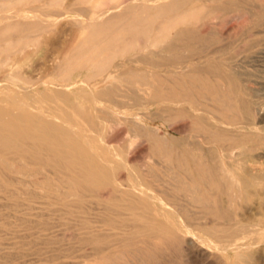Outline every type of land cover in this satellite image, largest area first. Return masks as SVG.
Segmentation results:
<instances>
[{
	"label": "bare ground",
	"instance_id": "6f19581e",
	"mask_svg": "<svg viewBox=\"0 0 264 264\" xmlns=\"http://www.w3.org/2000/svg\"><path fill=\"white\" fill-rule=\"evenodd\" d=\"M263 1L0 0V11L12 5L17 7L21 2L32 3L29 11L25 9L23 14L12 11L0 13V21L5 20L0 22V74H4L0 77V190L10 196L29 193L26 188L32 184L38 188L41 197L51 199L48 202L50 206H62L64 213L69 215L65 222L68 234L62 237L59 252L47 257L48 264H121L118 261L125 259L128 252L139 259L138 264H149L150 259L152 263V258L161 257L157 256L159 250L154 245L161 242L167 243L166 249L188 242L185 243L188 245L186 252L202 256L209 254L213 257V250H218L219 254L225 252L231 264H234L235 257H240L242 264H250L251 259L256 261L257 258L264 261V230L258 227L257 222H250L254 210L262 212L261 221H264V150L257 157L258 165L242 163L236 170L226 167L224 159L214 150L198 155L177 150L175 146V149L169 148L173 143H166L158 126L148 122V119L166 120L164 114L173 116L171 111L185 116L188 107L180 109L165 103L161 106L160 103L171 100L175 105L193 101L195 91V96L199 93L204 96L206 104L203 107L211 113L212 123L201 124L202 121L193 118L196 116L189 117L191 109L186 116L200 122L195 128L207 133L204 140L223 147H243L252 144L245 136L246 131L244 134L239 132L241 130L234 133L236 130L232 132L229 128L241 123L245 126L246 122V125L255 126L253 104L244 98L243 101L240 97L238 99V93L236 95L230 90L234 85L227 87L231 83H226L227 89L221 87L222 76L215 82L201 75L200 78L196 75L187 79H170L162 78L158 73L142 74L136 78L126 74L133 67L163 69L166 66L167 70L178 59L171 56L174 59L171 60L163 52L183 50V58L185 51H196L201 44L195 46V43H202L209 35L208 30L199 31L196 26L192 29L187 25L208 26L213 19L227 13L238 22L245 11L261 8ZM58 6L66 10H58ZM46 15L57 17L46 22ZM64 17L67 24L62 22L58 26ZM179 34L182 37H178ZM216 35L219 36L218 33ZM35 55L40 56L35 59ZM197 62L193 64L196 67L200 65ZM25 63L28 64L26 70L23 68ZM32 71L36 74H31ZM84 72L86 77H83ZM6 76L13 82H9ZM104 83L106 86L101 87ZM125 83L138 87L135 96L125 95L133 99L131 108L135 110L119 112L120 117L115 120L110 115L112 112L109 114L104 109L105 103L101 104L103 108L94 110V113H101L94 119L92 111L77 101H70L72 92L83 97L81 99H112ZM148 101L160 106L152 109L147 105ZM9 103H12L10 107L13 105L11 108L6 107ZM107 115L113 119L112 123L115 121L113 125L116 123V129L113 128L109 134L104 133L109 128L108 125L106 127ZM76 119L85 122L86 127ZM243 119L246 121L244 124ZM258 124L255 131L248 129L261 140L264 139V124ZM121 126H126L124 131ZM88 131H94L96 135L91 137ZM139 138H145L149 145L148 160L143 164L140 163L143 154H129L128 150ZM254 138L257 145L264 148V141ZM6 153H13L15 157L7 158ZM28 163H41L42 166H27ZM6 170L17 174L14 176L19 178L17 187L14 186L17 183L9 179L10 183L2 180H6V176L11 178L4 173ZM38 173L42 175L36 176ZM27 177L37 179L28 182L24 180ZM19 183L24 187H19ZM102 188H108L106 198L102 197ZM222 194H226V198ZM94 198H97L96 202ZM88 200L95 204L92 214L87 213V205L84 208ZM11 208L18 209L17 205ZM239 208L243 211L240 210L242 216L238 214L240 220L235 213L231 214L234 211L228 213ZM189 210H194L195 216ZM188 211L194 217L190 216L192 220L187 217ZM227 220H232V223L242 220L239 223L243 226L229 232L232 223ZM227 224H230V229ZM243 234L245 237H241ZM188 235L190 239L186 237ZM207 259L203 260L206 262Z\"/></svg>",
	"mask_w": 264,
	"mask_h": 264
},
{
	"label": "rangeland",
	"instance_id": "374dc122",
	"mask_svg": "<svg viewBox=\"0 0 264 264\" xmlns=\"http://www.w3.org/2000/svg\"><path fill=\"white\" fill-rule=\"evenodd\" d=\"M31 4H32L31 2H29V3L28 2L27 3L21 2L17 5V7H16V5L15 6L12 5L13 7L10 6L9 8L0 11V13H6L7 11H12L15 14H21V13L23 14L25 12V9L27 11H29V9H30L29 7L31 6ZM262 4H263L262 6L264 7V1ZM262 6H261V8H262ZM21 7L23 8L22 10H21ZM60 7H62V6H60ZM60 7L58 6L57 9L61 10V11L66 10V9H64V7L63 8H60ZM18 8H19V11H18ZM261 8L260 7H258V8L254 7V8H251V10L249 9V11H245L243 13V16H242L243 19L241 18L239 21L237 20L238 22H236V19L231 18V16L229 17L230 13H227V15L222 13L225 16L222 15L223 17H221V18H225V19H221V18H215V20L213 19V22H211V23L209 22V25H211L210 28H209V25L208 26L207 25L204 26V25H200V24L187 25L188 27H190L192 29H194V27L196 26L195 29L197 28L199 31L208 30L209 32H207V34H209V35L211 33H213L212 35H214V36L211 35V38L209 35L206 34L207 38L203 39L204 41L202 40L201 41L202 43H197V42L195 43V46L197 44H198L197 46H200V44H201V46L206 45L207 47L203 46V51H201L202 50L201 46L197 47L200 49H197L195 47L196 51L199 53H197L195 51V49L192 50L193 54L190 53L191 51L190 52L185 51L183 58H182L183 50L182 51L180 50L181 52L179 51L177 53L163 52L164 56L167 55L168 58H171V56H172V58L178 59V62H175L174 65L170 64L171 66L168 65L171 68L167 66L168 67L167 70H166V66H164L165 68H163V69H151L148 67L146 69L145 68H141V69L138 68L137 69V67H136V69H134L135 67H133L130 70V72H126V74L131 76V77L136 78L138 75H142V74L143 75L149 74V76H150L152 73H158L159 76H162V78L168 77L170 79H171V77L172 78L183 77L184 79H187L190 76H196V75H198V77L200 78V75H201L203 78H206V76H207V79H209V80L212 78L211 81L213 79H214L213 81H215V79L220 81V79L218 77L222 76L221 77L222 83H224L225 80L228 81V78H229L228 76L230 75L231 76L229 78L230 82L228 81V82H225L224 84L221 83L222 86L221 85L220 86L223 87L224 89H227V87H229V86L233 87L232 85H234V87L236 86L237 88L236 87L235 88L230 87L231 89L230 88L229 89L232 90L233 92H235L236 95L238 93V99L241 98V100H242V98H244V100L246 99L245 101L251 102L253 104V106L255 108V116H256L255 120H254L255 124H256L255 126H257L258 123L259 124L261 123V125L258 124V126H262V124H264V120H262V119H264L263 118L264 117V20H263L264 19V13H263L264 8H262V9ZM14 10L17 12H14ZM261 11H263V12H261ZM259 14H260V16L256 17ZM53 17H57V16L50 15L48 17V15H46V16H44V20L46 22L48 20L51 21ZM65 20H66L65 17L60 19V22H58L57 25L59 24L58 26H60L62 24H67L68 20H66V22H65ZM217 20H219L220 22ZM261 20H263V21H261ZM1 21H5V20L1 19ZM214 21L216 23H214ZM253 21H254V23H253ZM258 24H259V26H258ZM191 26H193V27H191ZM199 26L200 27L202 26L201 27L202 29ZM238 26H240L239 29H238ZM183 27H186V25L182 26L180 29H182ZM48 28H50V27L48 26ZM261 29H263V30H261ZM241 31H243V32H241ZM216 33H218L219 36H217ZM177 36L182 37V34H179ZM205 40H206V42H205ZM203 42H205V43H203ZM222 44H223V46H222ZM206 48L208 49V51ZM204 51H206V52H204ZM186 53H188L187 54L188 56H186ZM38 56H40V55H35L34 58L37 59ZM18 58H19V56H18ZM172 58H171V60H174ZM181 58L184 59L185 62H183V60ZM117 59L119 60L120 57L116 58V62L118 61ZM188 60H190L191 62ZM181 61L183 62V64ZM208 61H209V64H208ZM193 62H195V63H193ZM196 62H197V65H198V63L200 64L199 65L200 67L199 66L196 67V65H193V64H196ZM215 62H217V63H215ZM183 65H185V66L183 67ZM217 65H219V66H217ZM212 66H213V69H212ZM215 66H217V67H215ZM23 68L25 70L28 69V64L25 63L23 65ZM207 68H208V70H207ZM217 68H219V69L217 70ZM171 69H173V70H171ZM152 70H154V71L152 72ZM157 70H159L161 73ZM216 70L219 72L220 75L217 73ZM167 71H172V72H170L171 75L169 73H167ZM164 72L167 74H165ZM223 73H224V75L228 74L225 77V80H223L224 75H221ZM31 74H36V71H32ZM83 74H84L83 77H86V75H87L86 72H84ZM3 75L4 74L1 72L0 77H3ZM164 75H166V76H164ZM167 75H169V76H167ZM215 76H216V78H215ZM5 78H7V80L9 79L7 76ZM168 78H166V79H168ZM9 82H13V80L9 79ZM215 82H217V81H215ZM226 83L227 84L231 83V84H229L226 87V85H227ZM106 84L107 83L102 84L101 87H105ZM217 84L219 86L220 83H217ZM220 86H219V88H221ZM235 89H238V90L235 91ZM137 90H138V87L135 84H130V83H128V85H127V83H125L124 85L122 84L121 87L118 88V90L116 91V93H115L116 96H113V98H112V99H115L113 101V103H112L111 98H107V100H105V99L104 100H102V99H99V100H93L92 99L91 100L90 98H89L90 100H88V97H87V99L86 98L81 99L83 97H81L80 95L77 96L74 92H72V94L70 95V101H72V102L77 101L83 106V108L86 107L85 108L86 110H89L90 112L92 111L94 119L96 116H99V114H101L99 112L94 113V110L99 109V108H103V106L101 104L105 103L104 109L107 110L109 114L112 112L110 115L115 120L116 118L118 119L120 117L119 112L120 113L121 112H132L135 110V109L131 108L132 103H133V99L131 100V99L127 98V96H125V95L130 94V95L135 96L136 94H138ZM196 92L198 93V91H196ZM199 94H197L198 96H195L196 93L194 91V98L195 99L193 101L191 100V101H187L185 103L183 102L182 104H175L174 105V103H172L171 100H162V103H160V105L161 106H163L165 104H167L168 106L173 105L174 107H177L180 109L181 108L184 109L185 107H188V108H186V110L188 112L191 109V111L189 113V115H190L189 117H191L193 115V116H196V118L192 116L196 121L197 120L200 122L202 121L201 124H209V123L211 124L212 123V119L210 117L211 113H209L208 111H205V110H207V107H206V109L203 107V106H205L204 104H206V102H205L206 100L203 99L204 96L202 97V94H200V95ZM0 97H1V95H0ZM116 98H118V99H116ZM196 98H197V100H196ZM110 100H111V103H110ZM195 100L199 101L198 103H201V104H197ZM90 101H92V102L95 101V102L92 104V102L90 103ZM59 102L65 104L63 101L62 102L59 101ZM81 102L87 103V104L83 105ZM150 103H151V105H150ZM163 103H165V104H163ZM193 103H195V105H193ZM10 104H12V103H9V105H7L6 107L11 108L13 105H11V107H10ZM107 104H109V105H107ZM147 105L152 109H156L158 106H160L159 103L155 104V103L149 102V101L147 102ZM129 107L131 109H129ZM67 108L71 110L70 107H67ZM121 108H122V110H121ZM116 111H118V112H116ZM203 111H205L206 113ZM188 112H186V115L188 114ZM200 112H202V114L200 116L201 117L203 116V118H201L198 115V114H200ZM207 113H208V115H207ZM171 114H173V116L170 115V113L164 114L167 117L166 120L165 119H159V118H157L155 120L148 119V122H150L151 124H153L155 126H158V131H159V133H161V135L165 139L166 143H169V141H170V143H173L170 145L168 144L169 146L173 145L172 147H169V148L175 149V147H176L177 150H185V151L191 152L193 154H198V155H204V154H207V152L214 150L215 154L222 157V160L224 159L223 162H224L226 167L233 168L236 170H239V167L242 163L249 164V165H253V164L258 165L259 164V160H257V157L259 156V154H261L263 152L264 148L259 147L257 145V140H255L254 137H256V139H258V141H262V140L264 141V139L259 140L260 138H258L257 135H255V132H253V134H251L252 131L249 130L248 128L255 131V126L246 125L247 122L245 121V119L242 120V121H244L243 124L246 122L244 124L245 126L241 125L242 124L241 123V124H237L238 128L236 127L237 125H231L229 129H231L232 132L236 130V132H234V133H237L239 130H241V131H239L240 133L241 132L243 133L244 131L247 132L249 130V132H247V133L245 132V136L248 137V139L250 138L249 140L252 142L251 145L252 146L254 145L253 146L254 148L251 145H243V147L241 145H237V146L232 145L231 147H229V145H227V146L223 147L217 143L216 144L215 143H207L204 140L207 133H204L205 131L204 132L203 131L200 132L199 130L197 131L195 128L197 125H199L198 123H200V122L196 123V121H194V119L191 118L194 121L193 122L194 125H193L191 123L192 120L187 117L188 115L186 116L184 114L186 116L185 117V116H182V113H180L179 114L180 116H178L177 111L176 112L171 111ZM204 114H206V115H204ZM108 115H107L106 127L108 125L109 128H106V132H104L105 129L103 130V132L106 134H109L113 130V128H115V125H116V123L113 125V123L115 121L112 123L111 120H113V119H109L111 117ZM199 117H200V120H199ZM205 117H207L208 119ZM206 119L207 120L210 119V120L207 122ZM76 120H78V123L81 121L80 119H76ZM96 121L98 124L99 122H98L97 118H96ZM81 125L82 126L85 125V127H86V124L83 121H81ZM179 125H181V127H179ZM190 125H192V126H190ZM219 125H220V123H219ZM247 126H252V127H247ZM124 127H126V126H124ZM124 127L121 126V129L123 128V131H124ZM192 127H194L195 129ZM231 127H233V128H231ZM242 127H244V128L246 127L248 130L246 128L242 129ZM110 128H112V129H110ZM107 129L109 131H107ZM192 129H193V132H192ZM100 131L101 130H99L98 132L100 133ZM88 133L90 134L91 137L96 135V132L94 133V131H88ZM251 135H253V136H251ZM252 137H253V139H252ZM197 146H199V147H197ZM148 147H149V145H148V142L145 140V138L144 139L139 138L128 149L129 154H131L132 152L138 153V154H143V155H141L142 158L140 157V163L143 164L144 162H146L148 160V157H147V155L149 154ZM184 147H186V148H184ZM247 147H249V148H247ZM189 148L190 149L192 148L191 151ZM241 152L243 155L241 154ZM239 154H240L241 158L244 157L245 159L244 158L240 159V156H238ZM14 155L15 154H13V153H6L5 157L11 159V158L15 157ZM247 155H248V157H247ZM247 160H248V162L249 161L250 162L247 163L246 162ZM254 161H256V162H254ZM14 162L17 165L19 164L18 161H14ZM40 164L41 163H28L27 166L40 167V166H42ZM42 164H44V163H42ZM4 173L11 176V178H9L8 176L5 175L6 180H4V178H2L3 181H6V182L8 181L7 183H10V182L17 183V181L19 180V178L14 177L17 174L13 175L12 172H9V171L7 172V170L4 171ZM38 175L41 176L42 174L38 173L36 176H38ZM13 178H14V180H13ZM15 178H17V179H15ZM30 178L27 177L24 180L29 182L33 179H37V177H35V178L30 177ZM7 179H9L10 182ZM14 186L17 187L18 183H17V185L15 184ZM19 187H24V185L19 183ZM26 189L30 192L29 193L15 194L12 196L7 195L6 193H4L0 190V264H48V258L53 255L52 254L53 252H56V253H57V251L59 252V249H60L62 242H63L62 237L65 236V234L66 235L68 234V232H67L68 229L65 230V222L68 220L69 215L64 213L63 207L59 206V205L50 206L48 204V202L51 199L49 197L46 198V196L41 197L39 195L38 188L32 184L29 185ZM101 191H102V197L106 198L108 195V188H102ZM222 196H224V198H226V194H224V195L222 194ZM89 198H91V197H89ZM96 199L97 198H94L93 200H95V202H96ZM12 205H17L18 209H12L11 208ZM86 205H87V208H86ZM93 205H95V204L93 202H91V200L90 201L88 200L85 203L84 208L87 209L86 210L87 213L92 214L93 212H95L94 211L95 209H93V212H92V206ZM225 205H226V202H225ZM228 210H231V209H228ZM228 210H227V212H228ZM240 210L242 211V209L239 208L236 210L229 211L228 213H231L234 211L231 214L235 213L237 216V219L240 220L241 218L239 217V215L240 214L243 215V213H242L243 211L241 212ZM89 211H91V212H89ZM189 211L193 213V216H195V212H193L194 210H192V211L189 210ZM235 211H237V212H235ZM188 212H187V214L189 216L187 214L186 215L188 218H190V216H192V215H190L191 213L190 212L188 213ZM259 212H260V214H258ZM253 214H254V216H252V218L250 219V222H254V223L257 222L258 227H261V229L264 230V221H261L262 220L261 219L262 218V215H261L262 212L260 210L259 211L254 210ZM242 215H240V216H242ZM198 216H199V218L203 217L201 215H198ZM193 218H190V219L192 220ZM203 219H205V218H203ZM210 219L212 220L211 217H210ZM207 220H208V218H207ZM228 221L229 220H227V222ZM230 221L229 222L231 224L232 220H230ZM234 221H233V223H235ZM239 222H242V220ZM239 222L238 223L236 222L235 224L232 223L233 228H232V226L230 227V224L229 225L227 224L228 228L229 227L231 228V229L229 228L230 231L229 230L228 231L232 232V230H233V232H234L235 230L241 228L243 226L242 225L243 223H239ZM237 224H239V225H237ZM240 224H241V226H240ZM235 228H237V229H235ZM244 235L245 234L241 235V237H245ZM186 237L188 239H190L189 235ZM241 237L239 235L238 238L241 239ZM185 243L188 244V242H183L182 244H178L176 247L177 249L176 248L166 249L167 248V246L165 245V244H167L166 242H163V243L161 242V244L160 243H154L155 247L159 248V249L157 248V251L159 250L157 256H161V257L160 258L159 257L158 258L157 257L152 258V263L153 264H231L229 258L226 256L227 254L225 252H220V254H219L218 250H213V252H212L213 257H211V255H209V254L202 256L201 254H198L196 252H188V251L186 252L187 249L185 250V248L188 245H186ZM160 245L163 246L162 248L164 250L166 249L165 251L170 250V252L168 253V252H165L164 250H162V248H160ZM180 245L182 247L184 245V247L182 248ZM180 248L182 249V251H180L181 250ZM183 251H184V253H183ZM215 251H217V252H215ZM186 254L187 255L190 254V255L187 257ZM216 254L218 256H215ZM156 259H158V260H156ZM203 259H207L206 262ZM261 259L262 258L256 259V261L258 260L259 263H258V261L256 262L255 259H251L250 264H264L263 259L262 260ZM138 260H139L138 258L136 259L130 252H128L125 256V259H120V261H118V262L119 263L122 262L121 264H123L125 261L124 264H126V262L128 261L127 262L128 264H132V263L138 264L137 263ZM129 261H131V263ZM150 261H151V259L149 260V264H152ZM228 262H230V263H228ZM242 263H244V262L240 257L234 258V264H242Z\"/></svg>",
	"mask_w": 264,
	"mask_h": 264
}]
</instances>
